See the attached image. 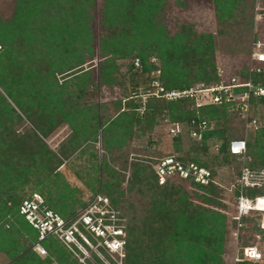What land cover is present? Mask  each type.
Wrapping results in <instances>:
<instances>
[{"label": "trees", "instance_id": "obj_1", "mask_svg": "<svg viewBox=\"0 0 264 264\" xmlns=\"http://www.w3.org/2000/svg\"><path fill=\"white\" fill-rule=\"evenodd\" d=\"M88 1L15 0L12 18L5 23L0 22V245L3 246L4 252L11 261L9 264L49 263V258H45V261L41 260L36 257L35 253L21 249L18 243L20 240L23 242L27 240L29 245H26L30 247L31 243L38 241L37 231L19 213V207L24 200L30 199L33 193H37L44 199L47 206L50 205L48 208L63 219L69 218L75 203V199L67 196V192L70 191L66 185H61L62 192L60 191L59 175L57 171L55 172L54 167H50L53 164L52 158L55 159L54 154L47 150V147L34 132L30 131L33 141L31 145H28L33 148H28L20 142V136H16L14 131L11 133L13 137L10 134L9 138H15L18 142L4 144L2 134L5 130L14 129L20 120L16 110L32 121L35 124V130L44 137L48 136L46 130H53L62 124L72 127L73 131L76 132L73 137H77V140L93 139L96 141L97 130H99L103 146L108 152L121 148L127 141L138 138L142 134L147 132L151 134L152 130L162 123L165 127L170 124L181 126V133L176 138L171 139L174 142L176 154L154 158L155 162L151 164V169L143 165L133 166L130 178L123 185L119 182L121 180L116 176L117 172L114 169L105 162L102 167V171L109 180L102 187V191L97 192L108 200L113 209L116 208L117 211L119 208L127 216L130 223L127 231V244L124 239L126 264H131L132 258L138 259L131 243L139 239L137 237V218L135 217L136 208L132 202L128 201L131 199L129 193L136 191L141 197L146 196L147 199L152 200L150 210L156 216L158 209L160 208L161 212V208L164 207V202L171 199L175 189L173 183L184 181L176 177H167L160 185L153 166L157 165L160 159L173 156L182 162L193 163L209 170L212 181L205 186L191 181L184 182L206 189L207 195L202 197L203 201L214 203V199L211 197L213 194L219 195L218 188L222 189V187L221 182H219L221 177L212 169L211 162L216 161L220 155V161L228 164L232 157L228 153L229 141L233 137L243 139V136H239V134L227 136L226 131L229 122L226 116V110H228L226 105H207L195 108L193 101L189 99L167 102L163 99L149 97L143 104L139 97L127 95L122 101L116 103L117 114L112 118L102 116L99 125L92 105L87 106L82 102L81 92H86V88L88 89L85 84L89 79L87 71L81 68L67 76L68 80L75 79L78 81L77 88L80 89L81 94L77 95L78 102L76 104L73 102L74 100L73 103L68 104L62 98L61 92L51 89L52 86L48 88V84L50 86L52 82H56L53 70H41L40 62L29 63L28 66L27 63L19 66L18 54L30 44L36 46V51L44 49L46 55H57L55 61L61 60L67 63L69 61L77 64L70 69L83 65L81 62L82 54L84 50L91 51V49L85 47V44H88V42L86 43L87 33L80 30V25L85 20L75 21V18L77 17L76 13L82 12ZM188 1L190 0H175V3L178 6H184ZM208 1L215 13L217 12V18L220 20L231 19L232 12L236 10L235 4H240L239 0ZM165 3L166 0H105L104 16L111 21L107 24L110 32H107L106 37L99 39V52L103 59L99 65L102 85H106L109 80L113 79L110 68L114 67V59L122 58L141 59V66L144 71L150 69L159 71L160 83L166 90L186 89L197 83L208 86L219 81L220 78L217 77L215 68L211 64L213 56L212 34L197 36L192 26L185 23L179 25L173 33L167 30L159 21L161 13L166 7ZM244 10L245 8H242L241 12L243 13ZM148 53L159 60V66L154 67L145 64ZM208 54L209 57L206 58ZM75 55L76 58H74ZM67 56H71L70 60L66 59ZM108 56L110 58H107ZM78 62L80 63L78 64ZM60 66H62L61 62ZM131 67L133 68L132 63ZM11 69H14V75L9 71ZM234 76L242 81L251 78L254 84L264 86V66L259 73H249L248 70H245ZM147 81L148 79L143 84L139 83L137 87L140 88V86L147 84ZM17 85L26 86L25 88H29V90L26 93L20 92ZM92 87L94 88L95 85L93 84ZM1 91L11 103L6 101ZM39 91H43V93ZM33 103L38 106L39 114L37 117L32 113L34 112L32 111ZM250 103L252 109L262 108L264 107V97H251ZM231 113L235 119L242 120L238 112L232 111ZM200 121L209 123L212 130L203 133L201 140H196L191 137V131L194 129L191 123ZM215 132L220 133L223 138V142L217 143L218 152L212 151V143L210 144V139H214L212 135ZM147 142L152 146L150 141ZM246 146L244 157L248 160L246 167L251 170H264V162L258 165L255 154L264 149V129L258 131L253 142L246 140ZM211 152L218 156H211ZM34 168L38 171L33 172ZM41 173L43 174L42 178L32 179L33 175L38 174L39 176ZM29 184L31 187L26 188ZM124 184L128 185V188H124ZM232 192L235 198L239 195L238 188ZM60 193L62 194L60 195ZM242 193L249 199L262 197L264 196V187L247 188ZM160 212L154 221L160 223V219L163 218L162 225L166 226V230H162V232H166L172 217L169 215V209L164 213ZM197 219L202 222L200 216ZM210 219L211 216L207 220L210 221ZM6 226L9 230L4 229ZM211 232L208 230L203 234L204 237L207 235L205 239L209 240V246L216 248L211 242L220 245L222 242L218 241L223 240V233L217 232L216 234L214 232L211 234ZM257 232L258 235L260 233L264 235L262 228H258ZM160 233L161 230L156 228L152 229L151 234L157 236ZM129 238H132L131 241ZM192 238L198 239L200 236L194 231ZM53 240L57 243L60 242L56 238H48L43 241V245L47 248L55 247L56 251H53L52 254L57 261H61L60 259L67 256L59 249V243L53 244ZM187 244V250H183L186 263L189 260L186 254L189 249H192L190 248L191 242L187 241ZM207 246V244L203 245L204 248L208 249ZM247 246L253 245L243 243V248ZM95 257L98 259L96 255ZM203 257L197 252L192 264ZM211 257H213L214 262L219 263V254H211ZM177 258L180 259V255L175 257L176 260ZM71 261L73 264L76 262L75 260ZM210 264L214 263L211 262Z\"/></svg>", "mask_w": 264, "mask_h": 264}, {"label": "rangeland", "instance_id": "obj_2", "mask_svg": "<svg viewBox=\"0 0 264 264\" xmlns=\"http://www.w3.org/2000/svg\"><path fill=\"white\" fill-rule=\"evenodd\" d=\"M239 2L240 4H235L236 10L232 12L231 19L220 20L217 18V12L215 13L208 0H190L184 6H178L175 0H166V7L163 13H161L159 21L162 26L172 33L177 30L176 28L179 25L185 23L192 26L197 36L212 34L213 56L211 64L215 68L217 77L220 69L222 70V77L229 78L245 70L249 71L254 43L258 41L264 43V0H239ZM104 5L105 0H89L82 12L76 13L77 17L75 21L85 20L80 25V30L87 33L88 39L86 43L88 42V44H85V47H90L91 49V51L84 50L81 59L83 65L70 69L77 64L69 61L68 63L61 60L55 61L57 55H46L47 53L45 54L44 49L36 51L37 48L33 44L23 49L18 54L19 57L17 59L20 61L19 66L26 63L28 66L29 63L40 62L41 70H53L56 82H52L50 86L48 84V88L52 86L51 89L61 92L62 98L68 104L73 102L76 104L78 102L76 97L80 94V89L77 88L78 81L75 79L68 80L67 76L81 68L87 71L89 79L85 84L88 86V89L86 88V92L83 91L81 92L82 95H80L83 96L82 102L85 105H92L99 125L102 116L106 118L114 117L118 112L116 103L122 101L127 95L133 96V93L138 89V84L145 83L154 71L152 69L144 71V68L141 70L132 68L131 63L134 61L133 58L114 59V67L110 68L113 79L109 80L106 85H102L99 65L103 59L100 57L99 39L106 37L107 32H110L107 24L111 21L104 16ZM14 8L15 0H0L1 23H5L12 18ZM242 8H245L243 13L241 12ZM76 57L75 55L74 58ZM208 57L209 54L206 58ZM70 58L71 56L66 57L67 60H70ZM107 58H110V56ZM158 61L155 56L148 53L145 64L156 67L159 66ZM60 62L62 66H60ZM140 62H142L141 59ZM9 71L12 75L15 74L14 69ZM135 76L138 77L135 78ZM93 84L95 85L94 88L92 87ZM17 86L20 92L26 93L29 90V88H25L26 86ZM39 92L43 93V91ZM1 94L6 98V101L10 102L2 91ZM11 105L14 106L13 104ZM32 111H34L32 112L34 116L37 117L39 110L35 103H33ZM16 112L20 120L16 123L14 129L4 131V134H2L4 137L3 142L5 145L18 142L15 138H9V135L13 131L16 136H20V142L28 148L31 147L28 145H31L33 141L30 131L34 132L41 139L47 150L54 154L55 159L52 158L53 164L50 167H54L55 172L57 171L59 175L60 191L62 192L61 185H66L70 191L67 192V196L75 199L74 210L69 215V218H73L77 213L81 212L91 200L92 195L97 191H102V187L109 180L108 176L102 171L104 162L117 172L116 176H118V179L121 180L119 182L123 185L130 178L133 166L143 165L151 169V164L155 162L154 158L176 154L174 142L167 136L163 123L155 127L151 134L148 132L142 134L138 138L127 141L121 148L108 152L103 146L99 130H97L96 141H93V139L77 140V137H73L76 132L73 131L72 127L70 128L67 124H62L56 126L54 129L51 128L53 130H46L48 136L44 137L38 134L32 121L18 110ZM231 112L229 108L226 110L229 122L226 131L227 136L239 134L244 139L253 142V138L256 137L258 131L264 129V107L252 109L249 114V117L252 118L253 116L257 120L256 126H247V123L243 121L244 119L241 121L237 118L235 119ZM212 136L214 139H210V144L213 141L216 143L223 142L220 133L215 132ZM204 138L207 139L206 137ZM147 141H150L152 146ZM255 154L257 155L256 163L260 165L261 162H264V149ZM211 156L218 155L211 152ZM220 159V155L216 161L211 162L210 159L212 169L221 177L219 182H221L222 187V189L218 188L219 195H212L211 198L214 199V203H205L203 201L202 197L207 195L206 189L192 186L188 182L176 181L173 183L175 189L171 199L166 200L164 207L161 208V212L159 208L157 215L154 216L150 210L152 200L147 199L148 197L146 196L141 197L136 191L131 192V194L129 193L131 199H128V201L132 202L136 208L135 217L137 218L136 226L138 227L137 237L139 238L136 242L133 241L131 243L136 251L135 256L139 260L132 258L131 264H185L184 258L186 256H184L183 250H187V241L191 242L190 245L192 246L190 248L193 250L189 249L187 252L186 255L189 260L186 264H192L197 252L204 257L201 260H197L195 264L198 262L200 264H210L211 262L217 264L213 261L211 254L220 255L218 264H253L252 262L240 260L242 258L243 243H251V245L256 246L262 253V259L256 261L257 263L255 262L254 264H264V235L262 233L258 235L257 232V229L261 228L264 218H262L260 213L251 212L242 216L238 221H233V218L237 217L235 196L233 192H229L228 190L235 184L236 178L234 175L242 167L247 166L248 160L246 158L238 159L231 157L230 162L226 164L222 163ZM55 165L57 166L56 168ZM34 171L38 170L34 168ZM36 177L42 178L43 174L41 173L39 176L38 174L33 175L32 179ZM29 187H31L30 184L26 186V188ZM123 187L128 188V185L124 184ZM48 206L50 205L48 204ZM168 209L169 215L172 217V224H169L166 232H162V230H166V226L162 225L164 219L161 218L160 223L154 220L158 218L159 212L164 213ZM199 216L202 222L198 221L197 218ZM210 216L211 219L208 221L207 219ZM114 224L123 232L122 236L118 237L123 240L125 239L127 244V231L130 223L127 216L119 208H117V211L115 210ZM156 228L161 230V233L153 236L151 234L152 229ZM4 229L9 230L8 226L4 227ZM208 230L212 231L211 234L214 232L216 234L217 232L223 233V240L218 241L222 242L220 245L217 243L215 245L211 242L216 248L209 246V240L205 239L207 235L204 237L203 233H206ZM194 231L197 232L200 238H192ZM131 239L129 238L130 241ZM91 242L95 243V240L91 239ZM18 243L21 249H27L29 252L35 253L36 257L41 260L49 258L48 264H73L71 260L76 261L74 264H126V244L120 255L108 254L99 248L100 253H90L89 258H86L76 248L74 249L72 246L68 247L62 242H58V244L53 240V244H58L59 249L67 256L60 259L61 261H57L52 254L53 251H56L55 247L47 248L42 242L41 246L45 250V254L40 256L34 250L35 241L30 244V247H27L29 245L27 240L25 242L20 240ZM206 244L208 245V249L203 247ZM177 255H180V259L177 258L176 260L175 257ZM10 262L6 252H4L3 246L0 245V264H9Z\"/></svg>", "mask_w": 264, "mask_h": 264}, {"label": "built area", "instance_id": "obj_3", "mask_svg": "<svg viewBox=\"0 0 264 264\" xmlns=\"http://www.w3.org/2000/svg\"><path fill=\"white\" fill-rule=\"evenodd\" d=\"M251 66L249 73H259L264 66V43H254V50L251 54ZM133 68L141 70V62L134 59ZM159 71H153L148 78V83L138 88L133 97H139L144 104L149 98L163 99L167 102H174L189 99L194 103L195 108L207 105H226L230 111H236L239 117L247 123V126H256L257 120L252 116L250 103L251 97H264V86L254 84L251 78L242 81L235 76L229 78L222 77V70L219 69V81L216 84L206 86L197 83L189 88L181 90H166L160 83ZM194 129L191 131L193 139L201 140L203 133L212 130V126L205 122H192ZM196 128V129H195ZM169 138H176L182 131L179 124H170L166 128ZM211 149L219 151L216 142H212ZM246 140L232 139L229 141L228 153L238 159H244L246 153ZM154 173L158 178V184H162L167 177H176L184 181L193 182L201 186L211 182L210 171L193 163L182 162L173 156L160 159L159 163L153 166ZM236 179L234 186L229 190L232 192L239 189V195L235 198V209L238 221L242 216L251 212L264 214V196L252 199L246 198L242 191L247 188L264 187V170H251L242 167L234 176ZM19 213L28 224L37 231L38 241L35 244V252L42 256L45 250L41 243L48 238H56L65 245L76 248L82 255L89 258L90 253L98 254L99 248L108 254H118L123 252L124 240L123 232L114 224L115 210L110 206L108 200L95 193L89 203L75 217L63 219L52 212L45 204L44 199L37 193H33L30 199H26L19 207ZM88 235V236H87ZM95 240V243L91 242ZM243 262H256L262 259V253L256 246H247L241 252Z\"/></svg>", "mask_w": 264, "mask_h": 264}, {"label": "crops", "instance_id": "obj_4", "mask_svg": "<svg viewBox=\"0 0 264 264\" xmlns=\"http://www.w3.org/2000/svg\"><path fill=\"white\" fill-rule=\"evenodd\" d=\"M143 86V85H142ZM141 87V86H140ZM166 128H167V126L165 127V130H166ZM166 134H167V131H166ZM167 136H168V134H167ZM169 137V136H168ZM171 139V138H170ZM174 139V138H173ZM253 264L255 263V262H252ZM257 263V262H256Z\"/></svg>", "mask_w": 264, "mask_h": 264}, {"label": "water", "instance_id": "obj_5", "mask_svg": "<svg viewBox=\"0 0 264 264\" xmlns=\"http://www.w3.org/2000/svg\"><path fill=\"white\" fill-rule=\"evenodd\" d=\"M261 228L264 229V221H262Z\"/></svg>", "mask_w": 264, "mask_h": 264}, {"label": "bare ground", "instance_id": "obj_6", "mask_svg": "<svg viewBox=\"0 0 264 264\" xmlns=\"http://www.w3.org/2000/svg\"><path fill=\"white\" fill-rule=\"evenodd\" d=\"M262 218H264V214H261Z\"/></svg>", "mask_w": 264, "mask_h": 264}]
</instances>
